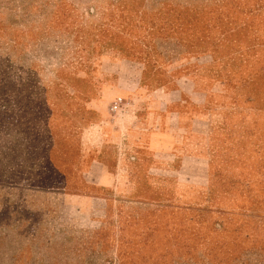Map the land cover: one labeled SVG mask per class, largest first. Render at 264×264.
Segmentation results:
<instances>
[{
    "label": "rangeland",
    "instance_id": "rangeland-1",
    "mask_svg": "<svg viewBox=\"0 0 264 264\" xmlns=\"http://www.w3.org/2000/svg\"><path fill=\"white\" fill-rule=\"evenodd\" d=\"M178 79L203 160L100 188L96 128ZM0 264H264V0H0Z\"/></svg>",
    "mask_w": 264,
    "mask_h": 264
},
{
    "label": "crops",
    "instance_id": "crops-1",
    "mask_svg": "<svg viewBox=\"0 0 264 264\" xmlns=\"http://www.w3.org/2000/svg\"><path fill=\"white\" fill-rule=\"evenodd\" d=\"M190 81L178 79L173 88L142 87L138 95H120L119 98L126 97L129 101L116 113L113 121H103L104 126L96 128L104 134L102 146L113 148L114 152L113 173L111 162L103 151H99L100 155L92 161L88 174L90 178L98 179L100 188L106 189L108 183L112 186L110 182H114L117 190L118 187L125 189L127 184L140 189L142 175L149 182L153 172L168 173L170 167L176 166L178 169L171 172L179 176L181 167L188 166V162L203 160V147L192 137L197 124L203 121L197 116L199 113L192 110L197 104L198 92ZM97 166L103 169L102 172L99 169L98 177L93 173Z\"/></svg>",
    "mask_w": 264,
    "mask_h": 264
},
{
    "label": "built area",
    "instance_id": "built-area-1",
    "mask_svg": "<svg viewBox=\"0 0 264 264\" xmlns=\"http://www.w3.org/2000/svg\"><path fill=\"white\" fill-rule=\"evenodd\" d=\"M120 103H121V99L117 103H115V105L112 107V111L117 112L119 109Z\"/></svg>",
    "mask_w": 264,
    "mask_h": 264
}]
</instances>
